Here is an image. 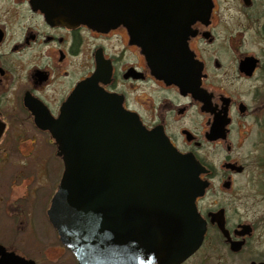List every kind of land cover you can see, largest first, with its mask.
<instances>
[{
  "label": "flooded vegetation",
  "instance_id": "flooded-vegetation-1",
  "mask_svg": "<svg viewBox=\"0 0 264 264\" xmlns=\"http://www.w3.org/2000/svg\"><path fill=\"white\" fill-rule=\"evenodd\" d=\"M91 3L116 11L97 14L111 26L57 21ZM263 85L264 0H0V264H79L48 217L61 175L39 206L43 164L62 165V145L145 168L132 190L150 186L149 235L101 236L98 263L171 264L163 244L185 255L202 228L174 264H264V155L240 151L252 127L264 143Z\"/></svg>",
  "mask_w": 264,
  "mask_h": 264
},
{
  "label": "water",
  "instance_id": "water-1",
  "mask_svg": "<svg viewBox=\"0 0 264 264\" xmlns=\"http://www.w3.org/2000/svg\"><path fill=\"white\" fill-rule=\"evenodd\" d=\"M100 4L103 7L106 5ZM96 6L98 7L95 3H91V8L87 7L81 12L68 10L69 14L77 15L80 12L85 17L79 19L70 17L60 21L82 22L94 28L111 26L113 19L98 17V15L115 16L116 11L109 8H95ZM241 66L244 71L250 73L254 67V60L249 57L245 58ZM77 95L78 93L72 96L77 98ZM112 119L106 123L108 128L122 124L124 133L122 146H128L125 136V133H128L125 131L127 127L125 120ZM59 123L60 121L57 120L56 124L59 125ZM79 141L75 136L74 144ZM85 149L86 147L75 145H62L59 148L63 157V172L58 190L48 210V217L56 228L60 241L74 252L79 264H100L97 253H101L105 246L110 243L102 241L101 236L123 237V244H130L134 240V236L141 240L143 236L149 235L150 227L146 225L150 219V208H153L151 204L153 202L150 199L151 192L148 183L141 184L138 187V192L135 189L132 190L134 173L145 170V168L140 167V163L134 164L131 161L117 165L116 163H95L83 157ZM171 162V165L179 166L183 171H193L188 163L189 160L180 159L179 156L173 155ZM153 167L152 163V166H147V170L154 172ZM165 171H168V168ZM138 197L146 199L147 202H142L141 206L138 207V202H136ZM119 204L122 206L118 208ZM201 229L196 232L197 239L187 243L185 255H181L183 249L178 244L174 243V249H168L170 241L163 244V250L160 252L164 251L166 260L171 264L178 263L181 256L187 257L192 252V247L198 246L202 234ZM162 235L172 237V233H169L166 228ZM149 246L154 247V244H141V251H148ZM131 250V247L124 249L126 252H131ZM165 251L173 252L174 256Z\"/></svg>",
  "mask_w": 264,
  "mask_h": 264
},
{
  "label": "rangeland",
  "instance_id": "rangeland-1",
  "mask_svg": "<svg viewBox=\"0 0 264 264\" xmlns=\"http://www.w3.org/2000/svg\"><path fill=\"white\" fill-rule=\"evenodd\" d=\"M223 0H220V3ZM221 5V4H220ZM252 40H253V35H252ZM251 46V43H250ZM263 101L261 102L262 104H264V85H263ZM262 92V91H261ZM264 105L259 106V108H261L263 110ZM258 118L263 122L264 124V114L259 110L258 111ZM256 128L252 127L250 129V135H249V139L247 141V145L246 146V142L244 144V146L240 149V151H246L247 147L249 149V151L251 152V162L253 163V161H256L257 157H259L260 155H264V143H262V145H260V141L257 140L256 138ZM44 166V170L42 171L43 174V178H44V183L42 184L41 187V197L39 198V206H40V201H41V205L43 208H45L48 203H49V199L52 197L53 193H54V189L56 187V181L57 179L60 177L61 175V170H62V165L59 162L53 161L51 163L46 164V169H47V175H46V170H45V165ZM253 167V166H252ZM251 171H258L257 169L253 168L251 169ZM263 170H261L262 172ZM47 179V180H45ZM40 208V207H39Z\"/></svg>",
  "mask_w": 264,
  "mask_h": 264
}]
</instances>
